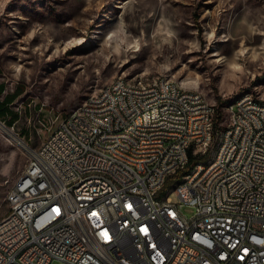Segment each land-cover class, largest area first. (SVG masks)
<instances>
[{"label":"built area","instance_id":"built-area-1","mask_svg":"<svg viewBox=\"0 0 264 264\" xmlns=\"http://www.w3.org/2000/svg\"><path fill=\"white\" fill-rule=\"evenodd\" d=\"M206 99L165 77L90 95L11 188L0 264H264V99L225 105L218 129ZM217 131L225 148L211 161ZM191 154L207 159L175 180L176 200L164 187Z\"/></svg>","mask_w":264,"mask_h":264},{"label":"rangeland","instance_id":"rangeland-1","mask_svg":"<svg viewBox=\"0 0 264 264\" xmlns=\"http://www.w3.org/2000/svg\"><path fill=\"white\" fill-rule=\"evenodd\" d=\"M0 69L7 92L25 88L20 119L0 120L1 220L33 152L117 78H168L221 114L244 93L264 99V0H0Z\"/></svg>","mask_w":264,"mask_h":264},{"label":"trees","instance_id":"trees-1","mask_svg":"<svg viewBox=\"0 0 264 264\" xmlns=\"http://www.w3.org/2000/svg\"><path fill=\"white\" fill-rule=\"evenodd\" d=\"M1 72L2 71L0 69V74H1ZM24 92H25V88L22 85H19L14 92H7L5 84L0 85V120H2L3 118H5L7 116H10L9 125L14 126V124L20 119V116L18 113L14 112L11 107H12L13 103L20 96H22L24 94ZM229 104H231V103H229ZM229 104L227 103L226 107ZM214 107L217 108V104H215ZM222 119H223V114H221V112L218 111L216 122H215L216 129L219 128V124L221 123ZM206 159L207 158L194 156L191 154L189 157V162L186 165V167L184 169L178 171V173L175 176L168 179V181L164 187V191L171 188L176 179H179L182 176L188 174L189 172L192 171V169L194 168V166L197 163H199L201 161L202 162L206 161Z\"/></svg>","mask_w":264,"mask_h":264},{"label":"bare ground","instance_id":"bare-ground-1","mask_svg":"<svg viewBox=\"0 0 264 264\" xmlns=\"http://www.w3.org/2000/svg\"><path fill=\"white\" fill-rule=\"evenodd\" d=\"M149 83H151V81L140 80V84H149ZM175 84L177 86H180L176 82ZM184 93L185 94H200L199 92L190 91L186 89H184ZM251 98H254V96L251 93H244L243 95L238 97L233 103L229 104L226 108L239 107L242 103L248 101ZM206 106H213V108H215L214 105L208 102L207 99H206ZM213 138H214V132H206L207 141H213ZM225 140H226V132L222 131L219 145L217 149L215 150V152L213 153V156L211 157V161H219L220 154L222 153V149L225 148ZM172 193L176 194V186H172L171 188H169V194H172ZM223 217L232 218V209H223ZM60 262H62L63 264H72V259H60Z\"/></svg>","mask_w":264,"mask_h":264},{"label":"snow or ice","instance_id":"snow-or-ice-1","mask_svg":"<svg viewBox=\"0 0 264 264\" xmlns=\"http://www.w3.org/2000/svg\"><path fill=\"white\" fill-rule=\"evenodd\" d=\"M104 235H106V233H104Z\"/></svg>","mask_w":264,"mask_h":264}]
</instances>
